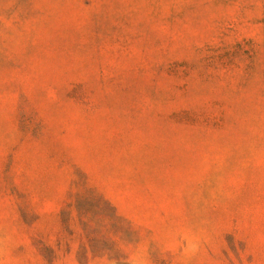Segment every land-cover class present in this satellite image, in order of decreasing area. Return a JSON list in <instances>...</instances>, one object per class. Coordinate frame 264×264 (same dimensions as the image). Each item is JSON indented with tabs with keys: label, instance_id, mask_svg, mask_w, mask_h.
Returning <instances> with one entry per match:
<instances>
[{
	"label": "rangeland",
	"instance_id": "obj_1",
	"mask_svg": "<svg viewBox=\"0 0 264 264\" xmlns=\"http://www.w3.org/2000/svg\"><path fill=\"white\" fill-rule=\"evenodd\" d=\"M0 264H264V0H0Z\"/></svg>",
	"mask_w": 264,
	"mask_h": 264
}]
</instances>
